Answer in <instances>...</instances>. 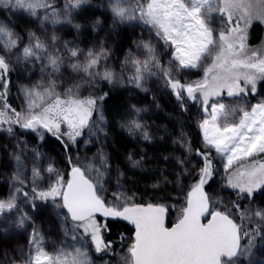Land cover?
<instances>
[{"label": "snow or ice", "instance_id": "6c2138e0", "mask_svg": "<svg viewBox=\"0 0 264 264\" xmlns=\"http://www.w3.org/2000/svg\"><path fill=\"white\" fill-rule=\"evenodd\" d=\"M94 9H102V14L92 11L90 17ZM3 13L26 17L38 31H29L24 43L15 26L0 20V133L17 139L9 153L15 171L7 181L8 193L0 197V235L31 227L27 249L15 250V255L5 251L0 264H93L90 250L101 254L113 248L103 235L110 231L109 219L126 221L135 229L130 260L122 258L124 264H264L258 252L264 249V207L254 205L256 195L264 193V98L250 107L244 102L257 96L264 82V41L255 49L248 45L252 27L264 25V0H0ZM214 14L220 17L219 29L212 27ZM106 23L109 36L122 25L140 24L154 38L134 42L142 55L130 52L125 57L124 70L132 68L127 77L107 66L111 50L104 40L85 50L75 37L59 35L99 33ZM37 70L40 76L34 83L21 84L23 101L17 110L9 101L12 73L31 75ZM194 70L202 75L186 81L184 74ZM151 77L160 81L163 93L175 99L182 113L189 101L203 112L197 123L199 159H191L192 144L181 124L172 136L173 152L180 154L162 155L151 170L154 193L191 178L171 227L166 225L169 206L163 199L136 203L135 195L123 189L124 171L113 166L107 151L110 121L104 104L109 93L98 91L104 82L148 92L145 85ZM146 110L130 104L118 127L152 144L156 137L140 119ZM17 129L20 137L33 134L40 145L48 136L58 141L70 169L68 178L51 157L44 167L36 163L45 159L38 147L26 177L24 154L30 145L17 136ZM164 134L169 135L167 128ZM81 146L95 151L81 158ZM126 162L131 169L146 171L152 161L146 153L139 158L129 153ZM220 167L224 181L210 194L206 189ZM113 172L117 187L109 198L106 184ZM45 173L49 182L41 187ZM38 201L51 203L59 221L61 239L51 250L28 208L21 206L36 211Z\"/></svg>", "mask_w": 264, "mask_h": 264}, {"label": "rangeland", "instance_id": "374dc122", "mask_svg": "<svg viewBox=\"0 0 264 264\" xmlns=\"http://www.w3.org/2000/svg\"><path fill=\"white\" fill-rule=\"evenodd\" d=\"M101 0H93V4H99ZM92 11H96L98 15L102 14V9H94L90 10L88 12V15L91 17ZM0 20H7L10 24L13 26H20L22 27L20 30L17 31L20 33L21 36L24 37V43H27V34L29 31H38V26L33 25L26 17L17 15L15 17L3 13L0 14ZM220 17L218 15L214 14V18L212 21V27L219 29L220 28ZM126 29L128 31L135 30V34L137 35L135 40H131V44L129 48H127L122 53H118L117 50L114 51L115 44L113 39L115 33H118L119 30ZM108 25L106 23L105 30L101 31L99 33L93 32V35L91 38L88 39V42L85 43V33L81 36H76L75 33H70L68 31H61L59 35H61L63 38L71 40L75 37L77 42L79 43L80 47L87 50L88 47L92 46L93 44H97L99 41L104 40L107 44V47L111 50V55L107 61V66L113 68L117 75L119 76L122 72L125 77H127L131 71L132 68L129 66L127 70H124L122 62L124 61L125 57L129 55L131 52L132 55H142V50H137L135 48L136 41H139L141 38L144 40H149L154 38L150 36V33L147 29L143 28V25L136 24V25H122L120 26L116 32H114L112 35H108ZM84 36V38H83ZM117 39V38H116ZM264 41V25L257 24L256 26L252 27L250 30V35L248 39V45L249 47L255 49L261 46V42ZM159 50L161 52V56L164 58V62H167V57L164 55L163 45H159ZM38 69V66H37ZM67 75V73H66ZM202 75L201 72L198 71H191L184 74V79L187 80H194L198 79ZM40 76L39 71H34L31 75L28 73H21L20 71L12 73L11 80V96L16 102L15 105H12L17 110H20L22 107V101L23 97L19 94V88L21 84H27L31 85L34 83ZM148 88V92H141L138 89H135L132 86L127 87H120L119 85L113 87L110 86L104 82H101L100 87L98 91H106L108 93H113V95H116L118 93H122L124 100L123 105V111L121 113V116H111L110 110L108 109V106L104 104L106 115L110 121V132H109V143L107 151L111 154V151L114 149L113 145V135L115 133H120L123 137H126L130 140L131 143H133V149L132 151H129V153L136 154V157L139 158V156L143 153H146L147 156L151 159V163L146 165V171H140V170H134L127 166L126 157L129 153H122L119 154L117 157H113V166H119L124 171V182H123V189L128 195H135V202L136 203H145L148 201V199L152 198L153 202H157L158 200L163 199V197H159L158 195H149L144 194L142 192H139L138 194L136 191L139 190H131L129 188V179L130 176L135 175H148L152 176L151 170L156 168L158 165L155 161L154 156H149L150 151H148V148L150 147H159V145H164L167 147V152L172 155H179L180 151L177 150L173 152L174 145L172 144V136L177 134L180 125H183V131L187 134L188 139L192 142V134H189L188 127L189 125L193 126V129H195L197 135H198V147H201V137L200 132L197 127L198 121L203 116V112L200 110L199 105L193 104L191 101H189V107L188 111L182 113L180 109L178 108L176 101L173 97L165 95L163 93L161 83L157 80L155 77H151L147 80L146 85ZM259 89V85H258ZM84 94H87L85 92ZM155 97V100L153 99ZM264 98V96H260L259 94L257 96H248L244 98V102L250 107L252 104L257 103L260 99ZM172 99V101L170 100ZM224 101L228 102L230 98H228L226 95L224 96ZM157 103L159 104V107H157ZM135 104L138 108L147 109L146 111L141 112L140 119L141 121L146 124L149 128V130L152 132V134L156 137L154 142L152 144H146L142 139H138L135 136H129L126 131L121 130L118 127V124L120 123L121 117H126V113L128 112L129 105ZM160 115V116H158ZM156 117H159L162 122L168 125L172 124V127H174L172 130L173 133L169 130V135L164 134V129L167 128V126L158 125L155 124L152 120ZM179 121V123L177 122ZM158 129V130H157ZM171 129V128H170ZM17 136L22 139L24 142H26L28 145H30V149L27 153L24 154V163H25V176L30 177L31 175V168H32V155H33V149L39 148L41 152L45 154V159L43 161H38V163L41 167L46 166L49 163V160L47 157H51L52 161L55 162V166L60 169L64 175L65 179H67V172L70 170L65 162L64 155H59L51 152L49 149H47L45 146L38 144V141L36 140L35 143L31 140L34 139V135L30 133H24L22 137L19 136L20 130L17 129ZM160 136H164V140H160ZM51 137V136H49ZM17 142L16 138L8 137L6 133H0V186L5 189V196L8 191V184L7 181L15 171V162L11 159L9 156V153L13 151L14 146ZM74 150V149H73ZM95 151V148L92 146H89V150L85 151L83 146H81L79 150L80 157L84 156H91L92 153ZM76 152V149L73 151ZM195 156V152L193 150V155L191 159L195 162L199 158L193 157ZM217 164L219 166V162L217 161ZM161 168L165 167V165L161 164ZM189 167H192L190 164ZM169 171V180H172V177L174 175V172L171 168L168 169ZM224 181V173L222 167L219 168V174L214 178L213 182L211 183L210 187H207V191L210 194L216 193V191L220 188V185ZM49 182V178L47 174L45 173L44 179H42L39 183L41 187H47V184ZM191 184V178L185 179L182 182V186L178 185L176 183H169L166 188H164L162 191H158L157 194L164 195V201L169 206L168 211V217H167V225L169 227L172 226V224L176 221L177 217L179 216V209L183 206L184 203V195L186 194L188 186ZM30 185V181H29ZM116 183H115V173H112V176L108 179V183L106 184V188L109 190L106 192V195L111 198L113 191L116 190ZM30 190V188H29ZM136 190V191H135ZM143 192H153V190L147 186V188L142 189ZM2 197V196H0ZM20 199H23L21 196ZM166 199V200H165ZM223 199L226 202H229V195L228 192L223 193ZM246 204L247 201H244ZM254 205H259L261 207H264V193L257 194L255 197ZM22 207L28 208L31 216L33 217L34 224L40 229V231L44 235L45 239V245L46 247L51 250L56 244L59 243L61 239V232L58 228L59 221L56 220L53 212H52V206L51 203L44 204L41 202H37V209L36 211H32L30 206L28 205H21ZM101 221L104 220V218H99ZM31 232V227L27 228L26 230H18V231H12L7 237H4L3 235H0V258H2V254L5 251H9L12 255H15V250L19 249H27V242L29 238V233ZM104 237L106 235V232L103 233ZM126 236L120 235L118 240L112 241L113 248L111 251L107 253H101L97 254L94 252V250H90V259L93 261V264H124V261L122 258H129L130 260V254H129V247L131 243L133 242V237L131 239L125 238ZM85 247L90 248L89 245H85ZM258 252H260L261 255H264V249H258Z\"/></svg>", "mask_w": 264, "mask_h": 264}, {"label": "trees", "instance_id": "16d2710c", "mask_svg": "<svg viewBox=\"0 0 264 264\" xmlns=\"http://www.w3.org/2000/svg\"><path fill=\"white\" fill-rule=\"evenodd\" d=\"M96 10H98V9H96ZM16 28L18 30H20L22 27L17 25ZM134 31L135 30H133L131 32V31H128L126 29H121V30H119L118 33H115L114 37H112L113 39H110L109 37H107L109 40L114 41V44H115L114 51L117 50L118 53H122L127 48H129V46L131 44V40H135V38L137 36ZM92 35H93V32L91 30H88L85 32V43H86V41L88 42V39L91 38ZM83 38H84V36H83ZM10 89H11V85H10ZM11 92H12V89L10 91L9 101L11 102L12 105H15L16 102L12 98ZM258 94L260 96H264V82L260 83L259 89H258ZM124 100L125 99L123 98L122 93H118L116 95H113V93H111V92L109 93V97L105 101V104L108 106V109L110 110L111 116H113V117L115 115L121 116V113H122L123 108H124L123 107ZM170 100L172 101V99H170ZM158 116H160V115H158ZM158 118L159 117H156L152 121L155 124L162 125V127L165 125V126H167L168 130H170L172 133L174 132L172 130L174 127H172V124H170L171 121L167 125ZM188 132H189V134H192L191 144H192V148L195 152V149L199 148L198 143H197L198 135H197L195 129H193L192 125H189ZM31 140L33 141V143L36 142L35 138L34 139L32 138ZM113 145H114V149L111 151V154L114 158L117 157L119 154L129 153V151H132L133 146H134L133 143H131L129 139H127L126 137H123L120 133H115V135H113ZM43 146H45L47 149H49L51 152H53L55 154L64 155L59 142L56 141L53 137L48 136L46 138L45 142L43 143ZM148 151H150L149 156H151V154H152V156H154L157 164L159 163V159L162 155L170 154L167 152V147H165L164 145H159V147H157V148L156 147L155 148L150 147V148H148ZM193 157H195V156H193ZM128 179H129V188L131 190H134V189L139 190V191L135 190L138 194H140L139 192H142L144 194H148L147 196L158 195L159 197H161V198L163 197V199H164V195L163 196L159 195V194H157V192L154 193V192H143L142 191L143 187L147 188V186H150V184L153 182L154 177L148 176V175H141V176L135 175V176L128 177ZM4 194H5V189L0 186V196H3ZM152 200L153 199L150 198V199H148L147 202H149V201L153 202ZM107 222L110 226V231H106V235H105L106 240L111 241V242L118 240L120 235L126 236L129 239H131L133 237L134 231L128 224L121 222V221H113V220H108Z\"/></svg>", "mask_w": 264, "mask_h": 264}, {"label": "water", "instance_id": "95a60500", "mask_svg": "<svg viewBox=\"0 0 264 264\" xmlns=\"http://www.w3.org/2000/svg\"><path fill=\"white\" fill-rule=\"evenodd\" d=\"M103 218V217H102ZM109 220H111V219H109ZM121 222H124V223H126V224H128L126 221H121ZM132 229H133V231H134V234H133V240H134V235H135V229H134V227L132 226V225H130V224H128ZM166 225H167V217H166Z\"/></svg>", "mask_w": 264, "mask_h": 264}, {"label": "flooded vegetation", "instance_id": "af4514ba", "mask_svg": "<svg viewBox=\"0 0 264 264\" xmlns=\"http://www.w3.org/2000/svg\"><path fill=\"white\" fill-rule=\"evenodd\" d=\"M167 217H168V213H167ZM168 223V222H167ZM168 226V225H167ZM169 227V226H168Z\"/></svg>", "mask_w": 264, "mask_h": 264}]
</instances>
